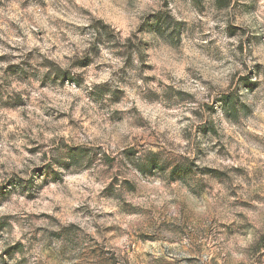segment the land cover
<instances>
[{
  "label": "clouds",
  "instance_id": "1",
  "mask_svg": "<svg viewBox=\"0 0 264 264\" xmlns=\"http://www.w3.org/2000/svg\"><path fill=\"white\" fill-rule=\"evenodd\" d=\"M0 264H264V0H0Z\"/></svg>",
  "mask_w": 264,
  "mask_h": 264
}]
</instances>
